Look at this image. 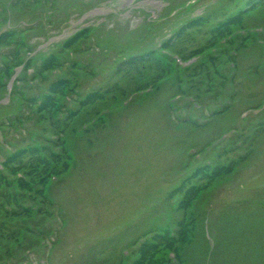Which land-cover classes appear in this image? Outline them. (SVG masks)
Listing matches in <instances>:
<instances>
[{"label":"rangeland","instance_id":"obj_1","mask_svg":"<svg viewBox=\"0 0 264 264\" xmlns=\"http://www.w3.org/2000/svg\"><path fill=\"white\" fill-rule=\"evenodd\" d=\"M25 2L26 5L18 0L15 5V0H0V21L9 19L0 26V32L13 28L17 37L23 36L26 46L22 48V57L34 54L36 49H41L43 55L54 52L61 41L82 29L89 30L78 49L82 52L74 56L83 67L87 65L84 70L87 74L93 72L87 75L82 71L80 75L79 90L83 94L106 83L109 86L114 68L123 58L154 49L161 54V44L198 15L215 12V18L202 28V34L194 32L197 41L203 44L213 23L238 10L237 0ZM257 10L264 14V6H258ZM260 21L264 25V20ZM259 30L264 32V28ZM29 48L32 50L28 51ZM8 49V45H0V64ZM163 52L173 55L171 50ZM260 57L258 50H248L238 58L234 92L224 90L222 98L205 97L202 106L196 102L187 109L189 104L183 101L188 103L191 98L177 97L174 102L180 108L170 112L167 107L175 90L171 76L157 92L145 95L136 92L131 99L116 103L113 126L105 130L91 127L92 131L76 141L78 146L73 141L80 134L73 136L74 166L50 189L55 206L53 217L44 222L45 234L50 233L32 238L38 240V246L14 251L11 260L5 257L0 264H121L122 261L130 264L146 231L174 229V223L181 219L175 199L178 195L168 200L167 194L181 185L198 164L205 163V159L213 161L214 148L217 151L222 141L232 144L237 154L248 150V159L214 182L207 191L209 194L199 201L201 210L207 214L204 229L211 240L220 241L216 264H264V131H255L257 124L264 123V49L261 62ZM253 66H258V74H253L250 69ZM28 74V80L19 82L27 88L21 93L31 95L37 89L30 85L44 84L39 77L31 78V70ZM118 78L114 76L113 80ZM133 83L120 81L127 92ZM18 100L15 97L10 100L5 90L0 89V124L8 122L12 113L20 111V106L23 111L28 110ZM225 104L233 106L229 112L207 121L213 109ZM101 114H106V110ZM186 114L207 125L182 128L176 120ZM95 121L92 119L84 127ZM74 124L80 126L81 122ZM36 127L33 120H27L22 125L1 129L0 162L19 138ZM189 155H193L191 160ZM168 256L172 257L171 250ZM190 264L202 263L193 259Z\"/></svg>","mask_w":264,"mask_h":264},{"label":"trees","instance_id":"obj_2","mask_svg":"<svg viewBox=\"0 0 264 264\" xmlns=\"http://www.w3.org/2000/svg\"><path fill=\"white\" fill-rule=\"evenodd\" d=\"M17 1L15 0V5ZM21 1L27 4L25 0ZM30 2L39 4L41 0ZM235 5L237 12L227 14V18L221 16V20L213 23L205 43L200 44L194 32L202 34V28L215 18V12L199 15L188 21L164 42L162 47L171 50L183 62L192 60L186 66L180 65L170 54L146 51L120 60L110 77L109 86L106 83L84 94H78L79 79L82 71L86 73L84 70L87 65L83 67L74 56L82 52L78 49L89 35L88 29H82L61 41L54 52L43 55L38 51L28 57L21 56L22 48L26 45L23 36H16V29L7 28L0 32V45L9 46L3 55L4 62L0 64V89L6 90L1 81L4 78L9 80L15 73V68L22 66V71L13 83L10 99L19 98V103L28 108L23 111L20 106V111L12 113L9 121L4 120L0 127L4 129L6 126L22 125L27 120H33L37 124L33 131L30 130L28 135L15 142L13 149L1 161L0 261L5 257L11 260L14 251L33 249L38 246V240L32 241V238L46 237L50 233L47 231L45 234L44 228V222L53 217L52 207L55 206L50 189L52 183L63 178L74 166L71 139L80 134L73 141L78 146L76 141L92 131L91 127L105 130L108 126H113L115 121L112 115L115 113L113 108L116 103L127 100L136 92L142 91V95L157 92L171 76L174 77L175 90L167 107L170 112L174 111V106L180 108L174 102L177 97H192L202 106L205 97L222 98V91L234 92L238 58L248 50H258L261 62L264 49L260 42L264 41V33L252 31L256 27H264L258 23L261 19L264 20V14L257 10L258 6H264V0H237ZM245 6L248 7L246 10L243 9ZM7 21L6 18L1 19L0 26ZM214 48L217 51L213 52ZM70 52L73 55L70 56ZM29 68L35 70L31 78L39 77L44 84L43 87L30 85L37 89L31 95L21 93V90L25 91L27 88L19 82L28 80ZM250 69L253 74H258V66ZM52 70H56V74ZM92 74L93 72L87 75ZM114 76L120 78L113 80ZM136 76L139 77L135 78ZM122 80L127 83L135 82L128 92L120 84ZM149 88L151 91L145 92ZM106 102L108 105H103ZM183 102L189 104L184 109L193 108L191 101ZM232 107L231 104H225L213 109L209 119L213 121L222 117ZM104 110H108V113L102 115ZM92 119L96 121L84 127ZM78 121L81 124L75 127L74 123ZM176 124L185 129L207 125L205 123L200 126L190 114L183 118L180 116ZM257 125L259 127L256 132L264 131V123ZM232 146L227 144L217 147V151L214 149L213 163L196 166L181 185L168 193V200L178 195L177 209L181 211V219L174 223L173 230L168 227L164 230L146 231L143 234L144 240L137 244V250L133 253L136 258L130 264H175L168 256L170 250L176 253L178 264H190L193 259L202 264H216L221 249L220 241L215 240L211 244L203 226L207 214L201 210L199 201L202 202L209 194L207 191L214 182L234 172L248 159L247 156L237 154V149ZM188 157L191 160L193 155ZM195 208L196 211H191ZM121 264L125 263L122 261Z\"/></svg>","mask_w":264,"mask_h":264}]
</instances>
